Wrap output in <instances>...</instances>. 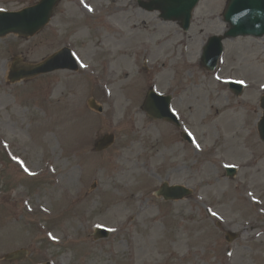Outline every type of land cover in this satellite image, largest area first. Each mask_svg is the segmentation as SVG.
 I'll use <instances>...</instances> for the list:
<instances>
[{
  "label": "rangeland",
  "instance_id": "rangeland-1",
  "mask_svg": "<svg viewBox=\"0 0 264 264\" xmlns=\"http://www.w3.org/2000/svg\"><path fill=\"white\" fill-rule=\"evenodd\" d=\"M39 1L0 0V9ZM148 1L59 0L34 36L0 37V264H264V178L253 172L264 163V37H223L229 0H201L189 31L145 9ZM214 35L224 51L209 71L202 56ZM64 47L86 70L11 82L14 66L40 64ZM191 48L192 67L183 64ZM124 53L129 79L116 63ZM230 80L245 83L243 94ZM112 87L118 113L106 96ZM150 88L173 98L181 128L147 114ZM227 119L236 122L231 132ZM107 134L115 143L96 151ZM165 182L194 194L158 197ZM98 225L111 233L96 238ZM16 250L27 254L6 258Z\"/></svg>",
  "mask_w": 264,
  "mask_h": 264
},
{
  "label": "water",
  "instance_id": "water-1",
  "mask_svg": "<svg viewBox=\"0 0 264 264\" xmlns=\"http://www.w3.org/2000/svg\"><path fill=\"white\" fill-rule=\"evenodd\" d=\"M59 0H41L38 4L24 8L17 12L0 11V37L10 33H17L24 36H33L44 28L53 16V10ZM199 0H149L142 3L143 7L148 10H159L161 17L165 20L179 21L181 26L188 30L193 17V10ZM225 20L230 24V29L226 37H237L253 35L257 37L264 36V0H229L224 14ZM222 37L215 36L210 39L206 48V54L203 63L206 67L213 70L223 51ZM77 69V64L71 56V50H63L53 54L42 63L34 66H23L20 69L13 68L11 81L16 82L22 78L36 76L38 74L54 71L57 69ZM232 89L241 93V86L231 83ZM171 98L150 91L145 103V109L152 118H164L168 121L177 122L175 117L170 113ZM91 107L101 111L102 108L97 106L94 100L90 101ZM264 108V98L262 99ZM259 132L264 141V116L259 124ZM185 138L186 135H184ZM115 142L113 134H107L95 144L97 151L108 149ZM227 172L230 176L235 173V168L228 167ZM193 191L185 186L170 185L165 182L157 191L159 197L166 200H180L189 197ZM108 235V230L101 227L97 228L96 238ZM232 236V237H231ZM237 237L234 233H228L227 240L231 241ZM26 250H19L9 253L7 259H21L26 256Z\"/></svg>",
  "mask_w": 264,
  "mask_h": 264
},
{
  "label": "bare ground",
  "instance_id": "bare-ground-1",
  "mask_svg": "<svg viewBox=\"0 0 264 264\" xmlns=\"http://www.w3.org/2000/svg\"><path fill=\"white\" fill-rule=\"evenodd\" d=\"M77 8L80 10L79 7H77ZM117 9H119V8H117ZM84 10H86L87 12H92L93 11V9L86 8L85 6H84ZM201 10H202V7H201ZM110 27H112V26H110ZM115 30L116 31H121L118 28H115ZM173 41H174V39H173ZM139 45H140V49H141L143 46H142V44H139ZM169 48H170L169 43L168 44H164V46H163L164 50H169ZM192 51L195 52V48H191L190 50L186 51L187 54H185L184 63H183L185 66H190V67L194 66V62H193V60L191 58L192 55L194 54V53H192ZM120 60L123 61V63L125 64L124 72H125L126 78L129 79V78L133 77L134 69H133V66H132L131 58L128 56V54L124 53L123 56L121 58H119V60L116 62L118 65L120 63H122V62H120ZM110 66H111L110 69L112 70L114 68L113 64L111 63ZM81 67L84 70H86V67H85V65L83 63H81ZM160 73L162 74L163 77H165V76L168 77L169 74H170V67L167 66L166 64H164V66H163L162 70L160 71ZM112 89H113V92L112 93H110V91L107 92L106 96L108 95L107 96L108 100L110 102L114 103V105H112V108H111L112 112L113 113H118L119 110L121 109V106H120L121 103L119 102V98L117 97V94H116L117 90H115L113 87H112ZM200 101H201V99H200ZM194 112L197 114L200 111L199 110H195ZM229 116H231V114L228 115V117ZM222 126H223V129L225 131L231 132L232 130H234V128L236 126V122L227 119L222 124ZM234 147L239 153L242 154L244 152V149L241 148L238 144H235ZM253 172L255 173L256 178H261V177L264 178V163H257V165H255V167L253 168Z\"/></svg>",
  "mask_w": 264,
  "mask_h": 264
}]
</instances>
